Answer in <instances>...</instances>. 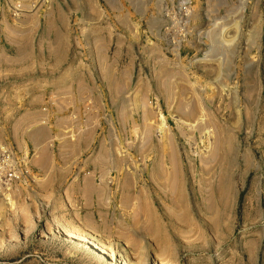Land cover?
<instances>
[{
    "label": "rangeland",
    "instance_id": "1",
    "mask_svg": "<svg viewBox=\"0 0 264 264\" xmlns=\"http://www.w3.org/2000/svg\"><path fill=\"white\" fill-rule=\"evenodd\" d=\"M180 1L0 0V264H264V0H192L179 50ZM81 84L91 147L38 132Z\"/></svg>",
    "mask_w": 264,
    "mask_h": 264
},
{
    "label": "crops",
    "instance_id": "2",
    "mask_svg": "<svg viewBox=\"0 0 264 264\" xmlns=\"http://www.w3.org/2000/svg\"><path fill=\"white\" fill-rule=\"evenodd\" d=\"M116 1H122V0H108V2H116ZM123 1H134V0H123ZM138 1V0H136ZM153 4H157L159 2L161 3H166V4H174L178 0H149ZM197 1V0H193ZM207 3H214L217 0H205ZM157 7V6H155ZM158 10V11H157ZM163 10L159 11V9L154 8V11L152 12V17L156 18L157 16H163ZM195 36L191 37L187 41V43L183 47V51L181 50V54H184V56H188L189 54L193 53L195 50H197V45L194 43ZM194 54V53H193ZM86 88L85 84H81L80 88L78 89L77 93L75 94L74 91H70V88L65 87V88H60L58 91L60 96L57 98L56 105L51 102V107L49 109V115H50V126L47 127H41L38 132L42 134L48 135L49 133L52 134L54 130L62 131L64 129L70 128L74 126V129L80 128L78 126L84 125V127H89L87 134H86V141L88 142L87 146L91 147L93 143L94 136L96 134V127H93L95 124V121L91 117H86V119L83 121L80 120V116L84 108H90L92 109L90 103L87 104L86 102L90 101L92 98L95 97L93 91L90 90V95L85 96L83 93V90ZM73 93V100L72 97L69 95ZM50 100H53L51 98ZM59 100V102H58ZM83 103V104H82ZM56 111L62 112V117L60 118H54V114H59ZM60 128V129H59ZM38 134V133H37ZM36 134V137H37ZM90 140V141H89ZM78 141V140H77ZM78 143H75V146H77ZM37 165H39L40 169L43 171V173H53L55 174L56 178L63 177L65 174H59L58 172H63L64 169L62 165H60L57 160L54 158H48L47 161H40ZM76 165L74 164V167ZM57 171V172H56ZM89 175V174H88ZM86 175L84 177V182L83 184L79 187L80 189V194L83 199V204H85L86 207H91V208H98L101 207L102 205H105V198L107 195L110 193V186L106 183L102 182H97V179L95 176H88ZM107 176V175H106ZM77 177V176H76ZM75 177V178H76ZM112 189V188H111Z\"/></svg>",
    "mask_w": 264,
    "mask_h": 264
},
{
    "label": "built area",
    "instance_id": "3",
    "mask_svg": "<svg viewBox=\"0 0 264 264\" xmlns=\"http://www.w3.org/2000/svg\"><path fill=\"white\" fill-rule=\"evenodd\" d=\"M191 8H192V0H181L177 8V15L181 26L176 28L166 27L167 35L171 40V45L173 48L177 47L180 50L182 44L187 40L188 37L187 23L190 13L192 11ZM166 14L167 16H170V14H173L174 16L176 15V13H171L169 11H167Z\"/></svg>",
    "mask_w": 264,
    "mask_h": 264
},
{
    "label": "bare ground",
    "instance_id": "4",
    "mask_svg": "<svg viewBox=\"0 0 264 264\" xmlns=\"http://www.w3.org/2000/svg\"><path fill=\"white\" fill-rule=\"evenodd\" d=\"M72 236V235H71ZM99 247V250L102 252V253H106V250L102 247V246H98ZM110 253V252H109ZM110 258L111 259H115V256L113 253H110Z\"/></svg>",
    "mask_w": 264,
    "mask_h": 264
}]
</instances>
